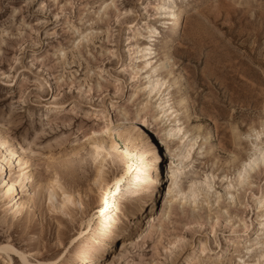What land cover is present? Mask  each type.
Wrapping results in <instances>:
<instances>
[{
	"label": "snow or ice",
	"instance_id": "obj_1",
	"mask_svg": "<svg viewBox=\"0 0 264 264\" xmlns=\"http://www.w3.org/2000/svg\"><path fill=\"white\" fill-rule=\"evenodd\" d=\"M78 6L85 7L82 3L78 5L74 0H52L51 3L47 0H22L5 23L8 31L0 28V63L7 61L8 65L6 79L4 74H0V84L13 86L11 106L5 110L3 120L0 121V153L3 154L0 167L8 165L19 176V179L0 185V200L13 193L16 185L23 187V182L27 179L26 172L33 176L35 184L38 177L33 169H40L42 172L44 165L51 159L50 155L41 157L36 149V146L43 147L41 137L46 135V132L37 131L35 135L23 141L22 150L15 151L12 135L27 122H34L35 108H26L28 105L40 103V96L46 90L41 79L43 66H53L52 53L46 57L36 51L39 48L37 38H58V32L63 27L70 34L71 44L56 49L53 70L59 71L62 68L65 75L60 79L55 95L46 103H40L41 111L51 114L52 118L67 111L64 103L68 99L65 88L67 92H73V88L68 84L67 72L69 68L75 70V61L79 57L82 65L85 61L88 64L82 85L77 86L81 93L80 102L82 103L85 97L89 100L92 97L99 100L106 93L105 107L111 104L113 114L118 113L119 125L132 128V131L125 132L124 128L113 123L111 117L106 116L99 130L82 131V139L78 133L77 147L72 153L73 160L78 159L79 155H88L99 169L96 179L92 182V195H107L104 191V174L108 161H112V167H116L117 163L120 165L119 179L113 181L117 188L120 180L135 163L143 169L145 176L133 202L134 210L150 207L162 173L161 158L151 141L139 134L136 125L143 124L147 128L152 123L154 131L157 125L165 129L160 139L161 143L167 145L170 159L167 161L168 191L164 196V207L160 209L158 217L154 216L153 227L137 239L136 249L125 245L121 248L118 261L113 260L111 264H264V111L259 113L258 120L253 118V122L244 129L229 127L228 118H221L224 126L229 128L228 142L225 147L205 143L201 155L207 156V166L200 164L194 159L195 150L201 148L197 141L203 139L207 142V137L203 136L200 130L181 127L180 118L184 112V102L176 105L175 101L167 97L160 103L154 102L150 95L153 92L151 87L137 91L139 100L127 97L122 99V81L115 77V73L105 72L91 50L96 46L101 52V58L103 57V50L96 42L98 37L100 44L109 46L107 56L115 61V37L117 29L122 26H126L130 35L133 31L141 33L138 36L140 41L158 36L152 25L162 12L167 15L175 7L174 0H166V3H161L160 0H90L87 7L92 11L85 13L77 23L74 10ZM219 7V3L214 4L212 0H202L205 22H211ZM236 7L244 5L237 4ZM25 8L32 11L30 18L24 17ZM50 9L56 10L55 16L42 15ZM261 12H264V0H261ZM261 19L264 23V16ZM54 23L56 31L46 27ZM10 24L15 27H10ZM95 29H99V32ZM143 51L147 53L149 50ZM28 56H31V61L26 58ZM37 56L39 62L36 60ZM69 59L71 64L68 63ZM38 67L41 69L40 73H37ZM124 70L118 68L120 72ZM17 86L18 98L15 90ZM134 102L137 105L135 110L129 107ZM71 103V114L74 116L76 103ZM174 118L175 123L172 122ZM41 119L48 121L49 115H42ZM64 119L67 120L68 117ZM153 120L156 123H153ZM69 126L65 124V127ZM118 135L121 140L113 143ZM55 143L57 141H52V144ZM81 145L83 149L90 151L83 152ZM194 163L199 167L194 168ZM209 169H220V172L218 175H212ZM4 171L8 174L7 168ZM48 180L49 183L45 184L41 179L36 190H44L49 205H52V191L54 188L59 190L61 184L59 177L52 178L51 168ZM217 180H220L219 185L216 184ZM109 189L111 191V185ZM257 190L259 195H256ZM64 199L67 204H72L71 198L65 196ZM72 206L81 210L84 207L82 202ZM53 211H59L61 215L67 214L64 205L53 208ZM252 216L256 219L253 220ZM16 217V213L0 215V264H32L29 257L34 253L13 246L12 233L21 231ZM197 218L198 222L194 223ZM176 221H180L179 229L174 235L169 234L166 237L164 226ZM157 222L161 224L159 232L154 231V224ZM149 239L152 242V255L145 257L140 253L139 241ZM60 247L64 250L63 245ZM125 252L132 259H128ZM49 264H61V261L57 258ZM91 264H97L95 258ZM99 264L108 262L101 259Z\"/></svg>",
	"mask_w": 264,
	"mask_h": 264
},
{
	"label": "rangeland",
	"instance_id": "obj_2",
	"mask_svg": "<svg viewBox=\"0 0 264 264\" xmlns=\"http://www.w3.org/2000/svg\"><path fill=\"white\" fill-rule=\"evenodd\" d=\"M47 2L51 3L52 0H47ZM74 2L78 5L81 3L85 5L84 8L78 6L74 10L78 23L85 13H90L92 10L87 7L90 0H74ZM92 2H96V0H92ZM212 2L219 3V10L216 11L211 22H205L202 0H188L189 8L185 11L181 29L170 48L164 49V43L171 37V34L160 28L158 18L152 25L160 33L159 43L155 47L157 62L158 64L166 62L162 76L171 83L167 98L175 101L176 105L184 102V112L180 118L182 128L197 129L203 136L210 137L207 142H204L203 139L197 141L201 145V149L205 143L226 146L230 132L229 128L224 126L221 118L225 116L228 118L229 127L244 129L253 122V118L258 120L259 113L264 111V67H262L264 65V55H262L264 53V23L261 19L264 12H261V0H212ZM20 3L22 0H0V28L8 31V28H5V23L8 22V17ZM237 4H243L244 7H236ZM55 14V9L42 13L48 17L55 16ZM32 15L30 9H24V17L30 18ZM10 27H15V25L10 24ZM46 27H51L53 31L57 30L55 23L46 25ZM125 28L126 26H122L116 32L115 61L107 56L109 46L100 44L98 37L96 42L103 50V57L101 58V52L96 46H93L91 50L99 60V66L109 74L115 73V77L122 81L121 98L139 100L137 91L145 88L143 87L145 80L142 78L130 80L132 67L129 58L123 52L122 44ZM95 30L99 32V29ZM37 40L39 48L36 51L46 57L52 53L53 66L44 65L41 75L46 90L40 96V103H46L51 96L55 95L58 83L65 75L62 68L59 71L53 70L56 49L69 46L71 38L67 29L61 27L58 38L41 36ZM85 49L88 50L87 45ZM11 50L10 46L9 52ZM166 53L169 56L167 59L164 58ZM70 56L71 53H69ZM26 58L31 61V56ZM36 60L39 62V56L36 57ZM68 63L71 64L72 61L69 59ZM118 68L125 70L120 72ZM87 69V61L82 65L79 57L75 61V70L68 69V84L73 88V92H67L65 88V95L68 99L64 103L67 106V111L58 113L55 118H52L51 114L41 111L40 103L28 105L26 110L35 108L34 122H27L24 126L16 129L15 134L12 135L15 150H22L23 141L29 136L35 135L37 131L46 132V135L41 137L43 147L36 146V149L40 152L41 157L51 156L42 172L40 169H33L38 179L35 184L29 183L28 193L21 187L18 189L22 200L29 198L31 201L23 209L21 215L16 217L21 231L12 233V242L14 247L34 253L29 257L32 264H37V262L49 264L51 260L57 258L60 259L61 264L89 262L88 254L91 248L106 235V217L117 206L122 209L121 217L128 215L129 211L134 208L133 202L139 191V185L144 180L143 169L134 163L131 170L127 171V175H124L120 180L117 188L113 181L119 179L120 165L117 163L116 167H112V161H108L105 164L107 171L104 174V191L107 195L106 197L94 196L90 190L94 187L92 182L96 179L99 169L91 162V157L88 155H79L78 159L73 160L72 153L77 147L78 133L82 139V131L99 130L104 124L106 116L111 117L113 123H116L118 114H113L111 104L105 107L106 93L99 100L95 97H92L91 100L85 97L84 101L80 102L81 93L77 90V86L82 85ZM7 70V61L0 63V74H4L5 79ZM40 72L41 69L38 67L37 73ZM15 90L16 98H18V86ZM12 100L13 86L0 84V121L3 120L5 110L10 108ZM152 101L155 102V99L153 98ZM71 102L76 103V115L74 116L71 114L73 111ZM129 107L135 110L137 105L134 102ZM98 112L99 118L97 119ZM42 115H49V120L42 121ZM64 117H68V119L65 120ZM65 124L70 126L65 127ZM163 129L161 125L157 126L156 130L158 133L160 132V136ZM124 130L130 132L128 129ZM60 138L63 140L61 141ZM109 139L111 140L112 137ZM120 140L121 136L118 135L113 143ZM52 141H57V143L52 144ZM109 146L111 147V144ZM80 148L83 152L90 151V149H83V145ZM199 149L195 150L196 153L201 152ZM0 157L2 158V153H0ZM207 160V156L203 155L200 164L207 166ZM6 166L8 175L15 177L16 171L12 170L10 166ZM193 167L198 168L199 166L194 163ZM49 168L52 171V178L59 177L61 184L59 190L54 188L52 191L55 195L52 205H49L48 196L44 190L39 192L36 190L41 179L45 184L49 183ZM209 172L212 175H218L220 169L215 171L209 169ZM5 175V173L0 174V181H3ZM193 175L195 176V173ZM216 184L219 185L220 180H217ZM258 193L257 190L256 195H259ZM65 196L71 198L73 204L82 202L83 209L67 204L66 215H61L59 211H53V208L64 204ZM161 205V207L158 206L156 217L160 215V209L164 207L163 204ZM7 209L5 199L0 200V215L4 213L11 215ZM241 215L243 217V213ZM252 219L255 220L256 217L252 216ZM193 222H198V218ZM179 227L180 221L165 225V236L174 235ZM160 229L161 224L155 223L154 231L159 232ZM142 234L143 232H131L125 245L135 250L137 239ZM61 245L64 250L61 249ZM120 247L122 248V244L117 242L113 250L115 259L108 258L110 261H118ZM151 248V239L139 241L140 253L145 257L152 255ZM125 255L128 259H132L127 255V252Z\"/></svg>",
	"mask_w": 264,
	"mask_h": 264
},
{
	"label": "bare ground",
	"instance_id": "obj_3",
	"mask_svg": "<svg viewBox=\"0 0 264 264\" xmlns=\"http://www.w3.org/2000/svg\"><path fill=\"white\" fill-rule=\"evenodd\" d=\"M160 2L166 3V0H160ZM174 4L175 7L172 8L167 15H164L162 12L160 17L158 18V24L160 25V28L164 29V32L167 31L169 34H171V37L164 43V49L170 48L172 42L174 41V38L177 37V34L181 29L185 17V11H187L186 9L189 8L188 0L174 1ZM123 31V52L129 58L131 64L130 66L132 67L130 80L134 81L140 80L141 78L144 79V89L151 87L153 89V92L150 93L151 98H154L155 102L160 103L162 100H164V98L167 97L168 91L171 88V83H169L164 78V76H162L163 68L164 66H166V62H161L159 64L157 62L155 47L159 43L160 33H158V31L156 30L159 34L158 36L154 37L151 40H143L142 42L138 40V36L141 35V33L133 31L130 35L127 28H125ZM144 49H148L149 51L147 53H144ZM164 58H169L167 53L164 54ZM168 74L170 75L171 73ZM133 77H135V79ZM157 85H159V87H157ZM172 122H176L175 118ZM153 123H156V121L153 120ZM116 124L119 125L118 120H116ZM119 127L132 131L131 127L125 125H119ZM136 127H138L139 129V134H142L146 140L151 141L153 146L158 150V155L161 158L160 168L162 170V173L160 176V181L155 187V194L151 198V206L146 207L145 210H134L133 208L131 211H129L128 215L123 217H121L122 209L119 206L115 207V209L106 217V235L100 241L98 240L99 242L91 248L88 254V259L90 261L82 264H91V261L94 258L96 259L97 264H99V261L101 259H104L108 262V264H111V261L108 258L112 257V259H115V253L113 252V250L116 243L118 242L119 244H122L123 248L131 232L138 231L142 233L144 231H147L150 227H153L154 216L156 217L158 214V206L161 207V204L164 205V196L167 195L168 191L167 186L169 165L167 161H169L170 159L168 155L167 145L161 143L160 132L158 133L157 130H153L152 123H150L147 128H145L143 124H137ZM164 131L165 129L161 131L162 134ZM209 138L210 137H207V141L209 140ZM199 150H201V148ZM194 159L201 162V160L203 159V155H201L200 151L196 153ZM6 167V165L0 167V174L5 173L4 169ZM15 175V177H12L6 174L3 181H0V185L10 183L14 179H19L17 172H15ZM26 177L27 179L25 182H23V187H21L20 185H16L13 193H10L9 196H6L4 198L6 201V205L8 206L7 212L11 214L16 213L17 216L21 215L23 209L28 205L29 201H31L29 198L22 200L19 196L20 190L18 191V189H20L21 187L25 190L26 193H28L30 188L29 183L33 182V176L28 175L27 172ZM54 197L55 195L52 192V198L55 199ZM63 203L64 204L62 205H64L66 208L67 203L65 201Z\"/></svg>",
	"mask_w": 264,
	"mask_h": 264
}]
</instances>
